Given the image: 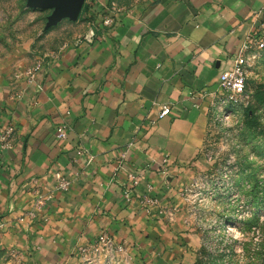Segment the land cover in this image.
<instances>
[{
	"label": "crops",
	"instance_id": "crops-1",
	"mask_svg": "<svg viewBox=\"0 0 264 264\" xmlns=\"http://www.w3.org/2000/svg\"><path fill=\"white\" fill-rule=\"evenodd\" d=\"M262 21L264 0H150L44 56L33 78L0 75V136L10 132L0 142V249L25 264H80L78 247L107 232L135 264L188 261L200 237L182 191L218 78ZM56 172L78 179L54 191ZM128 173L141 176L137 198L153 186L149 213L122 198ZM35 190L50 200L30 214Z\"/></svg>",
	"mask_w": 264,
	"mask_h": 264
},
{
	"label": "rangeland",
	"instance_id": "rangeland-1",
	"mask_svg": "<svg viewBox=\"0 0 264 264\" xmlns=\"http://www.w3.org/2000/svg\"><path fill=\"white\" fill-rule=\"evenodd\" d=\"M149 1L85 0L76 20L49 25L53 10L33 8L27 0H0V75L33 69L111 16ZM245 94L240 106L221 103L220 95L211 103L206 141L182 191L200 245L184 263L142 264H264V49L248 63ZM0 264L25 261L0 249Z\"/></svg>",
	"mask_w": 264,
	"mask_h": 264
},
{
	"label": "built area",
	"instance_id": "built-area-1",
	"mask_svg": "<svg viewBox=\"0 0 264 264\" xmlns=\"http://www.w3.org/2000/svg\"><path fill=\"white\" fill-rule=\"evenodd\" d=\"M113 16L103 22L104 26L112 24ZM264 49V22H260L257 30L249 35L244 42H242L233 58L232 66L225 72L221 73L218 81L221 93L219 101L225 105L236 107L245 104L246 101V69L248 63L255 51ZM38 66L28 71L29 78H33L34 72ZM169 108H163L159 117L162 118L169 113ZM10 134L6 131L0 136V142L6 144V139ZM66 137V129L64 126L56 128V138L64 140ZM4 146V145H3ZM78 154H81L78 152ZM124 158V156H122ZM167 160L162 161L163 170H165ZM117 171V168L116 170ZM140 175L138 173H128L127 181L121 184V195L126 203L138 200L140 210L149 213L151 208L157 205V198L153 195V186L147 185L143 192L136 197L135 190L140 187ZM56 186L54 191L67 192L71 188L72 183L78 179L75 175L74 179H65L60 172L54 174ZM36 196L33 210L30 214L41 209L46 201L50 200V195H40L37 190L34 191ZM171 217V216H170ZM24 220V216L18 218L19 222ZM78 258L80 264H112L114 262H126L129 264L132 258L123 241H116L107 232H101L95 240L78 247ZM133 262V261H132Z\"/></svg>",
	"mask_w": 264,
	"mask_h": 264
},
{
	"label": "water",
	"instance_id": "water-1",
	"mask_svg": "<svg viewBox=\"0 0 264 264\" xmlns=\"http://www.w3.org/2000/svg\"><path fill=\"white\" fill-rule=\"evenodd\" d=\"M28 5L41 10H53L49 25L69 18L76 20L85 0H27Z\"/></svg>",
	"mask_w": 264,
	"mask_h": 264
}]
</instances>
